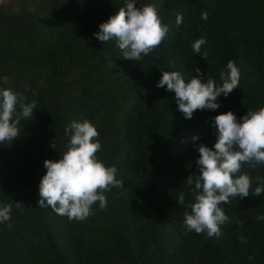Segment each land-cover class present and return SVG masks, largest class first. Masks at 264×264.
Segmentation results:
<instances>
[{
    "label": "trees",
    "instance_id": "1",
    "mask_svg": "<svg viewBox=\"0 0 264 264\" xmlns=\"http://www.w3.org/2000/svg\"><path fill=\"white\" fill-rule=\"evenodd\" d=\"M11 3L14 17L0 7V89L11 88L36 108L21 119L17 139L0 143V206L13 204L10 221L0 223V264H264V219H257L264 193L220 205L231 222L219 238L183 226L194 202L184 182L199 174L197 146L216 142L214 118L232 111L239 119L264 107V0H136L137 7L154 4L170 31L134 62L123 59L116 40L103 44L93 35L126 0ZM202 36L207 61L192 50ZM229 60L240 69L239 88L218 97L215 110L186 119L175 93L157 87L163 71L192 77L196 67L205 82L220 85ZM73 119L96 127L98 158L124 181L123 189L105 193L107 207L97 202L84 221L38 205L44 161L61 159ZM241 172L254 190L264 165L245 164ZM180 192L184 205L176 202Z\"/></svg>",
    "mask_w": 264,
    "mask_h": 264
},
{
    "label": "clouds",
    "instance_id": "2",
    "mask_svg": "<svg viewBox=\"0 0 264 264\" xmlns=\"http://www.w3.org/2000/svg\"><path fill=\"white\" fill-rule=\"evenodd\" d=\"M201 19L206 21L208 13H202ZM176 23L178 26L183 23L182 14H177ZM169 31L154 4L137 7L136 0H126L125 6L101 23L99 31L93 35L103 44L116 40L123 59L134 62L157 48ZM206 43L202 36L193 43L192 50L207 61L208 52L201 53ZM226 68L220 73V85L211 78L205 82L203 73L196 67V75L192 77L180 71H163L157 87L166 86L167 91L174 92L178 110L186 119H191L196 110L219 108L218 97L222 94L227 97L239 88L241 73L235 61L229 60ZM140 91L147 94L144 89ZM25 100L26 97L11 88L0 89V143L17 139L21 119L32 118L36 102L25 103ZM214 123L217 130L214 146H197L199 158L195 163L199 174H190L184 182L191 189L194 202L188 204L191 211L184 213L183 226L188 232L219 238L222 226L231 222L220 205L231 203L237 196L246 198L250 194L264 193V177L256 178L258 186L252 190L251 176L241 172L245 164L252 169L264 165V107L248 110L239 119L232 111L221 113L214 118ZM65 134L70 135V140L61 159L44 161L47 171L39 184L38 205L39 208L51 207L69 221H84L95 214L93 206L97 202L100 210L105 209L108 204L105 193L113 188L123 189L124 181L117 178L115 166H106L98 158L99 132L89 120L73 119L65 128ZM176 202L184 205V192L179 193ZM13 203L17 209L24 206L20 202ZM12 208V203L0 206V223L10 221ZM240 239L246 242L244 237Z\"/></svg>",
    "mask_w": 264,
    "mask_h": 264
},
{
    "label": "rangeland",
    "instance_id": "3",
    "mask_svg": "<svg viewBox=\"0 0 264 264\" xmlns=\"http://www.w3.org/2000/svg\"><path fill=\"white\" fill-rule=\"evenodd\" d=\"M11 4V0H0V7H8L11 15L14 17L16 10Z\"/></svg>",
    "mask_w": 264,
    "mask_h": 264
}]
</instances>
